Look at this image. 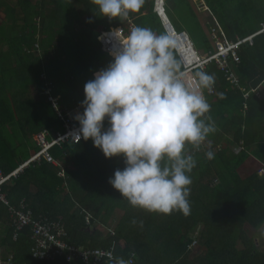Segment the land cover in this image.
<instances>
[{
  "label": "trees",
  "instance_id": "obj_1",
  "mask_svg": "<svg viewBox=\"0 0 264 264\" xmlns=\"http://www.w3.org/2000/svg\"><path fill=\"white\" fill-rule=\"evenodd\" d=\"M154 1L144 0L138 13L121 22L99 16L91 0H0V167L6 174L40 151L36 135L48 130L52 139L66 132L45 90H52L62 110L81 107L85 83L113 60L103 51L101 36L129 20L164 32ZM203 2L212 14L207 35L201 0H166L174 27L188 31L205 54L214 52L213 28L220 26L234 43L262 29L264 0ZM172 7L178 17L189 15L192 23H180ZM199 35L203 46L197 43ZM241 46V62L233 63L238 88L216 62L205 71L215 78V95L206 98V116L215 131L200 151L187 146L197 162L190 174L189 214L132 207L109 183L114 172L125 167L123 158H106L92 140L55 145L50 154L58 165L45 159L30 164L5 186L8 199L14 205L26 199L36 218L60 222L72 246L92 251L115 245L116 257L133 255L135 264H264V241L257 237L264 225V176L259 175L264 170V96L253 93L245 99L240 89L264 88V34L256 35L252 46ZM207 151L214 153L213 159L206 157ZM117 209L124 215L108 230ZM0 225L7 232L0 248L14 264H69L63 258L35 260L29 229L15 241L8 209L1 203ZM194 240L206 249L199 263L190 259Z\"/></svg>",
  "mask_w": 264,
  "mask_h": 264
},
{
  "label": "clouds",
  "instance_id": "obj_2",
  "mask_svg": "<svg viewBox=\"0 0 264 264\" xmlns=\"http://www.w3.org/2000/svg\"><path fill=\"white\" fill-rule=\"evenodd\" d=\"M91 2L97 6L99 16L121 22L138 13L144 5V0ZM154 11L162 24V17L172 24L166 0H155ZM263 25L256 35L264 34ZM118 28L122 29L124 38L115 35L119 49L111 53L113 60L84 85L83 110L80 107L82 113L74 117L79 128L73 137L79 141L92 140L106 158H123L125 167L117 169L109 183L132 207L164 215L174 211L187 215L190 212V174L197 164L187 146L200 151L215 131L211 117L206 116L210 112L206 98L215 95V78L206 70H187L195 61L183 53L180 41L172 33L165 30L157 34L151 28L135 26L130 20L125 26L106 33H118ZM256 35H252L251 46ZM232 70L236 74L233 65ZM240 89L245 99L253 93L264 96L262 87L252 92ZM244 109L247 110L246 104ZM205 155L208 159L214 158L212 151ZM54 165L57 166V162ZM257 231L264 237V225ZM109 259L112 264H130L111 254Z\"/></svg>",
  "mask_w": 264,
  "mask_h": 264
},
{
  "label": "built area",
  "instance_id": "obj_3",
  "mask_svg": "<svg viewBox=\"0 0 264 264\" xmlns=\"http://www.w3.org/2000/svg\"><path fill=\"white\" fill-rule=\"evenodd\" d=\"M162 20L165 30L175 35L180 41V47L183 53L194 59L195 63L187 69L189 72L196 69L206 70L210 63L216 62L220 70L225 73L226 79L230 85L239 87L240 80L233 72L232 65L233 63H240L241 61L237 51L241 44L246 42L252 43L254 36L234 43L226 37L220 26H218V30L213 28L211 33L214 52L202 54L195 49L193 41L186 32H178L167 18L162 17ZM130 26L133 28L132 25ZM118 29H120L118 33H114L115 31H113L111 33H106L100 38L104 52L111 54L119 49V41L116 36L119 38L124 37L122 29ZM262 32H264V25ZM229 59H232V61L230 62ZM44 95L48 97L55 108L59 119L64 121L66 132L64 134H56L50 139L49 131H42L35 137L37 146L40 148L39 153L10 174H6L0 167V203L5 205L8 209L10 221L14 228L13 238L17 241L22 233L29 229L32 243V257L38 261L51 262L57 258H63L66 259L69 264H111L112 260L109 259V254H111L113 258L116 257L115 245L108 250L94 249L90 251L88 249H78L66 241L68 234L60 222H53L49 218L42 216L36 218L25 199L21 200L18 205H13L4 190L5 185L14 177H17V175L31 163L45 159L50 163L56 164V161L50 154V150L55 145H60L67 140H73L75 143L83 140L81 139L79 141L78 138L73 137V133L79 128V123L78 121H74L73 116L82 113L81 108L79 107L75 110H62L59 106V99L53 96L51 89H47ZM248 96L249 93H246L245 97ZM120 246L123 247V244H120ZM126 261H130V264H135V257L132 255L130 258L126 259ZM0 264H14L13 257L11 255L5 257L2 248H0Z\"/></svg>",
  "mask_w": 264,
  "mask_h": 264
},
{
  "label": "rangeland",
  "instance_id": "obj_4",
  "mask_svg": "<svg viewBox=\"0 0 264 264\" xmlns=\"http://www.w3.org/2000/svg\"><path fill=\"white\" fill-rule=\"evenodd\" d=\"M201 2L203 3V10H204V13H202L201 15V20H202V24H203V27L205 29V34L207 35L208 32H209V25L207 24L209 22V24L211 25V16L212 14L209 12V10L207 9V6L206 4L203 2V0H201ZM7 10H9V7L7 8ZM178 19L181 21V23H186V25L190 22L192 23V21L190 20V17L189 15L186 17V16H181V17H178ZM197 43L198 45L200 46H203L201 43L205 44L204 42V39L201 38V35L197 36ZM202 54H205V52H201ZM117 214V216H115L114 218H112L110 221H109V225L110 226H107L108 230H114L116 228V226L118 225L119 221L121 220L122 216L124 215V213L120 210H117V212H115V215ZM99 229L104 233L106 234L107 232V229L102 227V226H99ZM5 227H2L0 226V240L2 238H4L6 235H7V232L5 231ZM260 240V243H263L264 241V237H260L259 235L257 236ZM260 245V244H259ZM190 251H191V255H190V259L192 262H196V263H199L200 260L204 259V253L206 251V249L201 245L199 244V241L197 242V240H194L193 242V245L190 247Z\"/></svg>",
  "mask_w": 264,
  "mask_h": 264
},
{
  "label": "crops",
  "instance_id": "obj_5",
  "mask_svg": "<svg viewBox=\"0 0 264 264\" xmlns=\"http://www.w3.org/2000/svg\"><path fill=\"white\" fill-rule=\"evenodd\" d=\"M173 8L174 7H172L171 8V12H172V14H173V16L175 17V18H177L178 19V15L175 13V11L173 10ZM155 12V11H154ZM157 16H158V14H157ZM159 17V16H158ZM159 19H160V17H159ZM160 21H161V19H160ZM178 21L180 22V20L178 19ZM181 23V22H180ZM161 24H162V21H161ZM181 26H182V24H181ZM162 28H163V30H164V32H165V29H164V26H163V24H162ZM188 32V31H187ZM195 46H196V44H195ZM202 52V51H201ZM46 91V90H45ZM261 174H264V173H262V172H260L259 173V175H261ZM117 210H120V209H117ZM117 210H116V212H117ZM120 211H122V210H120ZM123 212V211H122ZM115 216H117V214L115 215L114 214V217ZM0 226H2V225H0ZM2 227H4V226H2ZM6 229V228H5ZM4 252V251H3Z\"/></svg>",
  "mask_w": 264,
  "mask_h": 264
},
{
  "label": "bare ground",
  "instance_id": "obj_6",
  "mask_svg": "<svg viewBox=\"0 0 264 264\" xmlns=\"http://www.w3.org/2000/svg\"><path fill=\"white\" fill-rule=\"evenodd\" d=\"M162 10V9H161Z\"/></svg>",
  "mask_w": 264,
  "mask_h": 264
}]
</instances>
